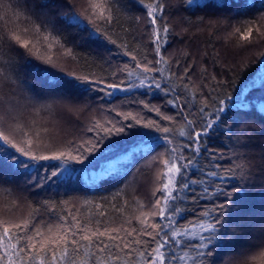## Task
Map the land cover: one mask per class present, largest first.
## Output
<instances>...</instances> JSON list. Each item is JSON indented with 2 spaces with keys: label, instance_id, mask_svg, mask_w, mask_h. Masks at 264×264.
Wrapping results in <instances>:
<instances>
[{
  "label": "snow or ice",
  "instance_id": "6c2138e0",
  "mask_svg": "<svg viewBox=\"0 0 264 264\" xmlns=\"http://www.w3.org/2000/svg\"><path fill=\"white\" fill-rule=\"evenodd\" d=\"M132 5L146 13L143 20L128 14ZM258 9H264V0H88L82 9L74 0H0V178L19 174L40 191L67 185L87 170L85 161L100 141L127 139L134 130L136 139L124 158L134 166L137 159L151 157L145 167H156L150 203L139 197L130 202L124 188H116L98 198L38 201L14 219L4 214L17 208L11 202L0 209V264H217L221 249L240 235L244 224L237 217L260 171L249 149L256 128L244 120L229 123L230 113L242 114L249 107L243 91L235 99L227 91L229 82L206 65L187 52H169L179 35L169 13L203 12L195 20H183L197 31L201 25L216 31L232 27L230 35L252 44L264 40V12L246 18ZM237 20L240 26L233 27ZM70 28L86 31L105 51L80 52L83 39L73 40ZM69 43L76 45L75 52ZM57 47L81 69L57 64ZM121 57L125 60L114 63ZM259 57L264 62V52ZM21 60L39 73V92L19 71ZM260 84L264 86V74ZM156 96L160 105L151 102ZM92 97L107 103L106 111L115 116H92L86 132L94 136L88 139L55 146L41 138L48 128L20 121L28 106L36 114L54 108L72 112L81 98L79 111L87 112ZM116 99L120 105L112 103ZM256 111L264 115V102ZM215 139L225 141L227 151L213 148ZM225 159L227 166L220 163ZM73 162L82 167H71ZM130 172L117 160L100 175H91L90 185L124 179ZM260 184L264 190V180ZM10 192L0 187V193ZM260 227L264 230V220ZM262 245L264 240L255 246ZM247 251L220 259L224 264H264V250L250 256Z\"/></svg>",
  "mask_w": 264,
  "mask_h": 264
},
{
  "label": "trees",
  "instance_id": "16d2710c",
  "mask_svg": "<svg viewBox=\"0 0 264 264\" xmlns=\"http://www.w3.org/2000/svg\"><path fill=\"white\" fill-rule=\"evenodd\" d=\"M11 2V0H10ZM77 7L82 9L87 6L88 0H74ZM129 15H138L143 20L146 13L138 6L132 5L127 9ZM264 9L254 10L249 13L246 18H255ZM205 15L203 12H176L169 13V22L176 32L179 34L175 37L173 42L169 45V52H176L179 54L181 51L187 52L190 58H195L198 63L206 65L210 73L220 80H227L230 87L227 91L237 100L240 98V93L247 96L249 107L243 110L242 114L230 113L229 123L241 120L248 121L256 128L252 132L253 142L249 145L252 158L257 162V166L260 171L257 174L255 181H253L250 187L249 200L244 205L241 213L237 219L243 222L244 226L240 229V235L229 245L224 246L221 249L220 254L217 256V264H224L220 257L224 256L225 261L231 257H237L240 249H247V255H258L260 251L264 250V245L256 247L261 240H264V230L261 229V221L264 220V190L260 184L261 180H264V162L262 161V153H264V115H260L256 111V107L264 102V86L260 84V76L264 74V62H260L259 54L264 52V40L259 42H253L248 44L240 41L238 35L233 36L230 33L233 31L232 27L225 29L221 27L219 31L215 29H208L205 26H200V31L196 30V26H189L183 20L184 16H190L193 20L197 16ZM240 26L238 20L233 21V27ZM61 27H64L61 25ZM187 28L188 32L183 30ZM243 31V28H241ZM72 34V39H83V44L80 46V52L98 51L104 52L105 49L101 46L100 42L92 41L87 38L86 31H80L77 28L67 29ZM147 38L145 37V40ZM68 47H72L75 52L76 45L74 43L67 44ZM214 50V51H213ZM204 53L209 55L205 56ZM219 63L213 64V59L217 58ZM53 58L57 64L61 67L72 71H79L81 64L77 63L70 57L63 55V49L57 47L54 50ZM151 58V57H150ZM125 60L121 57L120 60H114V63H120ZM39 63V62H38ZM58 70V69H54ZM21 74L33 83V92H39L41 90V83L39 73L33 70V66H23V60H21V67H19ZM99 71V70H98ZM256 82V87H251V82ZM9 91L8 86L4 88L5 98ZM32 94V93H30ZM148 99L147 97H141ZM93 100L91 110L87 112H80L79 109L83 107L84 100L81 98V102L77 105L72 112L64 110L63 120L60 122L57 118L58 109L54 108L50 111H41L36 114L31 106L22 109L20 115V121L25 123L26 126H31V121H36V128H48L47 134L42 132L41 138L46 141H51L55 146H62L67 140L72 139H88L94 136L93 133L86 132V128L89 126V120L92 116L97 119H103L104 117L113 118L114 113L106 111L107 103ZM129 99H132L131 97ZM120 99L113 100L112 103L120 105ZM151 102L160 105L162 100L159 96L151 99ZM101 109H104L103 111ZM123 110H127L125 107ZM133 111H140L138 106H132ZM168 114L172 113L170 108H163ZM61 112V111H60ZM146 117L155 118L154 113L144 112ZM135 130L133 134L125 139L121 137H111L107 140L100 141L98 145V151L91 154L89 161H85V165H88L87 170L82 173H77L78 179H74L73 182L67 185H58L46 187L43 191L34 190L25 184V177L22 175H15L8 179L0 178V187L10 189V193H0V209L10 207L11 202L15 201L17 208L12 211L5 212L7 216L17 218L26 215L30 210V204H36L38 201L46 199L62 200L69 199L70 197L79 198H98L103 195H107L114 191L116 188H124L125 198L130 202L133 197H139L145 203L151 202V192L155 186V171L156 167H145L146 162L151 157L137 159L134 162L124 158V154L130 149L132 143L135 141ZM211 146L217 150L227 151L226 142L221 139H215ZM241 151H247L242 149ZM117 160L120 162V166L127 168L131 167V172L124 179H106L101 181L98 186L93 188L90 185L91 175H100L102 170ZM223 165L227 166L229 161L225 159L221 161ZM71 167L79 169L82 166L73 162ZM7 172V169H4ZM144 180L143 191L149 193L148 200L142 196V190L137 189L136 186L140 184V181ZM136 188V189H135ZM78 203V201H73ZM192 215L189 214V219Z\"/></svg>",
  "mask_w": 264,
  "mask_h": 264
},
{
  "label": "rangeland",
  "instance_id": "374dc122",
  "mask_svg": "<svg viewBox=\"0 0 264 264\" xmlns=\"http://www.w3.org/2000/svg\"><path fill=\"white\" fill-rule=\"evenodd\" d=\"M61 111V112H60ZM63 112H64V109H58V113H57V115H58V117L59 118H57L58 120H60V122H62V120H63ZM145 184V181L144 180H142V181H140V184H138V186H136V188L137 189H140V190H142V196L144 197V199L146 200H148V198H149V193L148 192H146V191H143V185ZM135 188V189H136Z\"/></svg>",
  "mask_w": 264,
  "mask_h": 264
}]
</instances>
